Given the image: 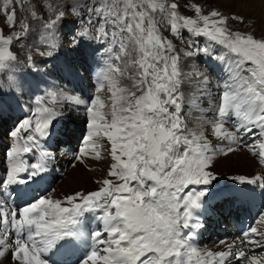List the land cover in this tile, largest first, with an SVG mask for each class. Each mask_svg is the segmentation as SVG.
<instances>
[{
    "label": "snow or ice",
    "instance_id": "snow-or-ice-1",
    "mask_svg": "<svg viewBox=\"0 0 264 264\" xmlns=\"http://www.w3.org/2000/svg\"><path fill=\"white\" fill-rule=\"evenodd\" d=\"M11 3L4 0L0 14L8 28H17ZM68 7L80 21L69 43L82 44L95 29V38L104 41L110 53L97 94L73 101L85 105L87 116L83 146L73 158L81 163L86 156L101 160L106 152L111 162L95 191H77L63 201L45 192L18 210L0 201V258L10 255L13 264H48L43 254L58 246L71 249L81 239L79 217L85 211H100L102 230L91 233L90 249L79 264H264V231L257 227L231 243L221 241L225 247L220 251L202 250L193 242L194 230L200 227L199 210L214 197L228 196L212 190L215 157L243 148L264 164V38L232 31L229 17L215 9L204 14L196 3L188 5L195 18L183 15L179 0H90L82 9ZM47 8L51 16L42 27L52 34L66 12L51 4ZM30 16L42 19L35 7ZM231 19L243 22L240 16ZM162 21L173 36L187 30L225 50L216 57L226 78L217 85L215 98L208 76L182 70L172 40L161 32ZM28 32L25 21L10 35L0 29V69L17 59L12 46ZM55 47L50 43L47 55ZM202 51L210 55L207 48ZM123 79L130 85L122 84ZM186 86L192 90L187 97ZM105 91L106 98L100 95ZM61 95L47 93L51 107L40 106L45 97L38 98L32 116L7 133L13 143L7 146L6 178L0 180L5 188L43 179L48 171L55 157L44 141L54 135L55 104ZM202 100L208 101L207 109L201 107ZM186 107L189 113H201L195 128L188 127ZM206 125L211 137L226 142L223 146L213 145ZM28 153H38V160L27 162L23 156Z\"/></svg>",
    "mask_w": 264,
    "mask_h": 264
},
{
    "label": "rangeland",
    "instance_id": "rangeland-1",
    "mask_svg": "<svg viewBox=\"0 0 264 264\" xmlns=\"http://www.w3.org/2000/svg\"><path fill=\"white\" fill-rule=\"evenodd\" d=\"M89 2L90 0H23V4L21 5V3H18L17 0H12L9 10L11 11V9H15L16 11L17 28H8L6 26L4 15L0 14V29L4 30L5 35H10L17 31L20 21H25L29 24L28 34L23 38V40L15 42L12 46V51L15 53L17 59L11 63L9 68L0 69V178H3V180L6 178V153L9 150L7 146L13 143L12 138L7 135V133L14 130V128L22 122L23 119H25V117L21 115L22 110L25 111L26 109H29V114L31 108H34L35 111V107L37 108L38 106L36 103L38 98L45 97V100L40 106L51 107L53 105L47 98V93L52 91L60 93V91L64 90L70 98L66 97L64 99V104L60 101L55 104L58 117L54 124L58 123L59 130H63V124L69 126L70 123L75 129H81V126L86 128L87 116L85 109H83L85 105L76 104L73 101L75 99L87 101V99L83 96H77L75 92L71 93L70 90L74 88L75 85L72 86L69 84L70 81H75L76 84L79 85L80 82L84 81L83 84L85 85V78L79 75L84 65H89L90 69L94 71L97 69L101 70V73L107 67V61L103 59L104 57L102 54L109 52L107 44L104 41L95 38V29H91L89 31L88 37L83 40L82 44L73 46L69 43L72 34L80 29V21L77 16L72 14V9L68 6L73 5L77 9H82ZM179 3L181 4L180 12L183 15L195 18V13L190 9V7H188V5L196 3L202 7L204 14H208L210 10L215 9L229 17L227 26L232 31L251 33L256 38H264V9H262L259 5H253L250 0H179ZM3 4L4 0H0V9H2ZM49 4L53 6H60L61 9L66 12L65 21H62L59 25H57L52 34H50L47 29L42 27L43 21L51 16V12L47 8ZM32 7H35L42 19H34L30 16V9ZM250 10L251 12H249ZM80 14L83 16L84 12L81 11ZM232 16L243 17V22L231 19ZM86 20L87 17H85V21ZM69 21H73L75 23H70ZM160 29L163 35L172 40L176 51L179 53L181 58L180 66L182 70L186 73L200 71L208 76L210 81L208 87L210 91L214 89L215 93L214 95L212 94V96L215 98L216 92L218 91V89H216V85L221 84L225 79V77H223L224 73L221 70L222 64L217 63V61H221L216 59V57L224 54L225 50L220 45L210 41L207 37L193 35L187 30H181V34L178 37L173 36L170 31L167 30L166 21L161 22ZM50 43H54L56 47L51 50V55H47V52L49 51L48 45ZM97 43L100 44L97 45ZM205 48L208 49L210 55L205 54V52L202 51ZM188 51L194 52L195 55L191 57L185 56L184 53ZM41 52L45 53V55H40ZM29 56L32 57L31 61L27 59ZM102 66L105 68L102 69ZM90 73L91 71L89 74ZM30 74L35 76H31ZM99 77L95 78L93 83L94 87L91 86L93 96L97 94L96 89L99 87L97 86L99 83ZM121 83L130 85L131 82L128 79H123ZM184 91L186 97L191 93L190 87L187 86L184 88ZM100 95L106 98L107 92L105 91L100 93ZM71 97H73V99H71ZM201 107L207 109L208 101L202 100ZM200 115L201 113L198 111H192L189 113L187 107L185 108V120L188 122L187 124L189 128H194L192 125L193 123L195 124L197 117ZM207 115L210 116L211 113ZM206 127L209 129V126L206 125ZM84 131L86 133V130ZM53 133L54 135H52L53 141L51 142V148L56 146V139H61V137L57 135V132ZM21 134L24 135L23 131ZM205 134L210 137L213 145L218 147L224 145L222 141H218L215 137H211L208 130H206ZM44 142H46V144L50 143H48V140H45ZM103 143L105 144V147L108 146L106 141ZM64 149L66 154L68 152L67 148ZM50 151L55 157L54 159L49 160L50 166H53L55 171L60 173V176H56V181L53 184V190L48 192L54 200L60 199L63 201L65 196L71 195L77 191H83L85 193L95 191L100 186L96 183V181L107 176L108 167L111 161L106 152H102V156L105 157L104 159L95 160L86 156L84 158V162L81 163L73 158L78 151L76 153L68 152L70 155L64 156L63 161L61 160L62 157L59 158L57 155L62 151ZM237 151L253 157L255 161L256 173H251L252 175L250 176L254 177L256 175H262L264 178V164H262L257 157L253 156L246 149L240 148ZM30 154L31 153L25 154V157L23 156L24 159L26 160V156ZM33 155L34 154L32 153L30 161L35 162L36 156ZM229 156L230 158H228L227 163L224 165L222 161L217 160L226 158V156L217 155L214 159L211 170L215 174L213 182L216 183L224 181L222 183L224 186H222L219 192L228 193L226 201L232 202V198L230 196H235L236 193H238L237 189L247 186V182L240 185L235 184L233 181L238 179L233 180L232 178L235 176L244 177L246 176L247 171L242 168H238L232 163L240 161L238 158L243 157L242 154L238 155L237 153H231L228 157ZM216 165L219 169L218 171H215L214 169ZM78 170H82L85 176H83L79 182H70L76 175H74V173ZM55 171H52L51 174L54 175L56 173ZM246 180L249 179L246 178ZM257 185L259 186L258 182ZM249 187L256 190L252 183L249 184ZM263 188V184H261L259 191L256 190V193L260 196L259 200L262 208L264 206ZM222 200L224 199L217 196L214 201L220 202ZM212 203L213 202L205 204V207L211 208ZM63 206L67 207L69 205L63 204ZM213 209L216 212V208L214 207ZM261 217L264 218V210ZM259 224L261 231H264V221H262V219H260ZM205 229L206 225L200 223V227L194 231L204 232ZM82 234V236H87L89 239L88 243H90V233L84 232ZM198 240V244L195 246L198 248H209L213 246V242L216 240V237L210 235L207 241H201L199 238ZM79 262L75 264H79Z\"/></svg>",
    "mask_w": 264,
    "mask_h": 264
},
{
    "label": "bare ground",
    "instance_id": "bare-ground-1",
    "mask_svg": "<svg viewBox=\"0 0 264 264\" xmlns=\"http://www.w3.org/2000/svg\"><path fill=\"white\" fill-rule=\"evenodd\" d=\"M248 1V0H247ZM250 2L254 5H259L262 9H264V0H250ZM251 6V5H250ZM251 12V10L249 11ZM254 15V14H253ZM217 63H221V62H218ZM216 63V64H217ZM215 64V63H214ZM99 66V65H98ZM48 76V75H47ZM223 77H225V74H223ZM226 78V77H225ZM213 80V79H212ZM211 80V81H212ZM99 82V81H98ZM222 84V83H221ZM97 86H99V83L97 84ZM217 87V85H216ZM191 89V88H190ZM217 89V88H216ZM192 91V90H191ZM212 94L214 95L215 91L214 89L211 90ZM60 93H62L61 97H60V102L64 104V99L66 97L70 98L69 95L66 94V92L63 90V91H60ZM217 93V92H216ZM71 99H73V97H71ZM207 107V106H206ZM204 108V107H203ZM210 113V112H209ZM209 113H206V114H209ZM197 122V121H196ZM196 122H195V126L194 128L196 127ZM205 130H208L210 132V128L208 129L206 126H205ZM206 132V131H205ZM226 142H223V144H225ZM245 151V150H243ZM233 153H237L238 155L239 154H242L243 157H240L238 158V160L240 159V161H237V162H232L233 164H235L238 168H242L244 170L247 171V174L246 177L247 179H250V180H255L256 182L254 184H256L257 182L261 185L263 184V187H264V178L262 177V175H256L254 177H251L250 175H252L251 173H256V167H255V161L253 159V157L248 156V154H245V153H241V152H238V151H235ZM231 154V153H230ZM229 154V155H230ZM245 154V155H244ZM228 158H230V156H226V158H222V159H218L217 161H222L223 164L225 165L227 163V160ZM219 164V163H218ZM221 164V165H223ZM215 171H218L219 169L217 168V165L214 167ZM76 174V175H75ZM74 177L73 179L71 180L70 177L69 179L71 180L70 182L72 181H77L79 182V180H81L83 178V176H85L82 172V170H78L77 172L74 173ZM88 177V176H87ZM237 176L233 177L232 179H236ZM257 177H259V179H257ZM86 179V178H85ZM89 179V178H87ZM232 180V181H233ZM84 181V180H83ZM86 185V184H85ZM89 185V184H88ZM240 185V184H239ZM79 186V185H78ZM238 190V193H236V197H238L236 199L235 202L237 203H242L244 204L245 206H247L248 208L249 207H254V208H258L261 207L260 205V196L256 193L257 191L254 190V188L252 187H241V189H237ZM264 191V188L262 189ZM4 198L1 197V193H0V201H3ZM204 208H206L204 206ZM262 208V207H261ZM262 219V217H261ZM239 238V236H229V235H226L224 237H220V238H216V240L213 242V246L212 247H204V248H200V249H211L212 251H220V250H223L225 245L221 244L220 242L221 241H225V243H231L232 241L234 240H237ZM89 242V239L87 238V236H82L81 239L79 240V242L77 244L79 245H82L84 243H88ZM92 242V241H91ZM53 257H54V260L52 262H48V264H57V262H60L61 260H63L64 258L68 257V256H72V253L67 251L65 247H57V248H53ZM82 251L84 252L85 249H82ZM260 249L257 251L259 252ZM88 252V251H87ZM44 254L42 255V259H44ZM81 261V260H80ZM79 262V261H76V263ZM0 264H13V261L11 259V256L10 255H6L5 257H2L0 258Z\"/></svg>",
    "mask_w": 264,
    "mask_h": 264
}]
</instances>
